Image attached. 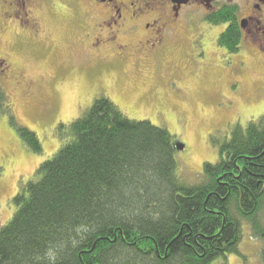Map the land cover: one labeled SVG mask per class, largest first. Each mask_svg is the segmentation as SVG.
<instances>
[{
    "label": "trees",
    "instance_id": "16d2710c",
    "mask_svg": "<svg viewBox=\"0 0 264 264\" xmlns=\"http://www.w3.org/2000/svg\"><path fill=\"white\" fill-rule=\"evenodd\" d=\"M236 25L218 41L232 54ZM9 103L0 87V110L40 155L38 136L18 126ZM57 133L65 146L13 197L0 264H229L242 257L244 226L264 263V116L236 126L195 184L178 175L167 129L128 119L106 97Z\"/></svg>",
    "mask_w": 264,
    "mask_h": 264
},
{
    "label": "rangeland",
    "instance_id": "374dc122",
    "mask_svg": "<svg viewBox=\"0 0 264 264\" xmlns=\"http://www.w3.org/2000/svg\"><path fill=\"white\" fill-rule=\"evenodd\" d=\"M39 14L48 40H54L45 46H20L18 26L0 28V43L16 69L26 72L24 79L17 70L16 75L0 77V87L8 95L18 126L35 133L42 145L40 155L32 153L10 124L5 105L1 106L0 228L13 219L12 200L21 181L33 180L38 167L65 146L58 126L83 117L100 97L110 99L132 121L167 129L184 146L176 150L175 158L178 175L188 184L199 182L204 164L218 163L220 145L231 139L236 126L246 128L264 116V47L260 50L246 42L245 49L230 54L215 43L214 31L215 41L202 48L198 44L189 59L170 50L160 73L154 61L114 60L111 46L98 52L101 58L86 62L77 57L88 47L78 46L81 31L76 23L70 18L53 20L44 8ZM127 36L123 35L124 41L130 40ZM171 68L176 72L171 73ZM24 81L26 90L19 88ZM29 84L32 89L26 93ZM244 234L242 257H230L229 264H264L262 243L247 226Z\"/></svg>",
    "mask_w": 264,
    "mask_h": 264
},
{
    "label": "flooded vegetation",
    "instance_id": "af4514ba",
    "mask_svg": "<svg viewBox=\"0 0 264 264\" xmlns=\"http://www.w3.org/2000/svg\"><path fill=\"white\" fill-rule=\"evenodd\" d=\"M43 8L53 20L70 18L76 23L81 31L78 46L88 47L77 57L86 62L101 58L98 52L111 46L114 60L137 57L148 63L154 61L161 73L170 50L189 59L196 49L215 41L214 36L211 38L214 31L218 35L215 43L219 45L221 35L234 22L238 24L237 53L245 49L246 42L260 50L264 47V0H0V28L5 31L18 26L20 46L50 44L54 40H48L39 14ZM230 15L232 19L215 24ZM140 31L142 35H137ZM123 35L130 40L124 41ZM16 70L0 43V77L16 75ZM171 70L182 71L180 67ZM18 76L24 79L26 72L18 71ZM24 83L19 88L26 90ZM31 89L29 84L26 93Z\"/></svg>",
    "mask_w": 264,
    "mask_h": 264
},
{
    "label": "water",
    "instance_id": "95a60500",
    "mask_svg": "<svg viewBox=\"0 0 264 264\" xmlns=\"http://www.w3.org/2000/svg\"><path fill=\"white\" fill-rule=\"evenodd\" d=\"M175 148L178 150H183L184 146H181L179 144H175Z\"/></svg>",
    "mask_w": 264,
    "mask_h": 264
}]
</instances>
